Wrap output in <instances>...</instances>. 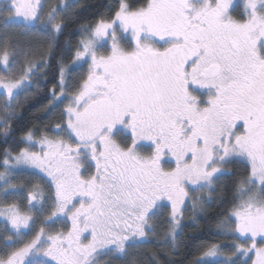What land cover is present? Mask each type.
<instances>
[{
    "label": "snow or ice",
    "instance_id": "snow-or-ice-1",
    "mask_svg": "<svg viewBox=\"0 0 264 264\" xmlns=\"http://www.w3.org/2000/svg\"><path fill=\"white\" fill-rule=\"evenodd\" d=\"M74 6L52 8L44 21L41 0H0V17L4 28L22 24L58 36L66 27L58 22L60 13ZM80 31L86 36L73 65L88 63V74L65 111L64 127L51 129L67 133L75 147L47 135L34 141L29 130L21 139L29 147L15 154L5 149L0 159L5 196L24 191L8 175L39 169L50 178L54 208L44 223L70 214L71 228L51 234L42 227L23 247L7 251L35 220L17 204L0 209L16 237L4 240L0 264H100L109 254L123 259L126 246L147 239L146 228L155 231L149 221L167 206L164 201L170 202L175 239L188 189L216 191L214 182L233 176L228 166L237 163L249 175L235 187L231 231L220 234L242 241L231 245L239 257L252 253L251 264H264V0H147L139 7L119 0L110 19ZM15 52L5 35V73L18 64ZM34 67L18 79L0 78L5 107L31 87ZM58 74L63 95V62ZM125 131L127 139L118 140ZM144 142L154 149L149 155L140 152ZM38 145L40 151L30 150ZM166 156L174 158L170 170ZM41 198L38 188L28 192L29 208L43 213ZM219 255L213 244L196 264H248L209 259Z\"/></svg>",
    "mask_w": 264,
    "mask_h": 264
},
{
    "label": "trees",
    "instance_id": "trees-1",
    "mask_svg": "<svg viewBox=\"0 0 264 264\" xmlns=\"http://www.w3.org/2000/svg\"><path fill=\"white\" fill-rule=\"evenodd\" d=\"M119 0H79V3L72 8L70 16L64 20L63 31L51 39L45 36V31L40 28V34L31 40L39 43L41 49L45 50L48 56L44 67L38 68L35 73L33 85L25 92L29 95L24 98L17 113L10 119L6 126L8 133L0 132V159L3 158L5 149L16 153L19 149L25 148L26 143L21 139L29 130L43 133L51 131L56 125L63 123L64 109L61 104L64 100H58L61 94L59 65L63 62L67 71L65 75L66 86L63 94L71 90H77V85L82 83L86 75L84 67L86 63L78 66L73 65L74 55L78 49L79 42L85 38L86 33L80 31L82 26L94 25L99 19H110L113 9L118 5ZM129 5L139 7L147 0H126ZM20 28L19 24H15ZM19 33L15 37L20 38ZM6 35V30L0 23V36ZM7 36V35H6ZM55 92L56 99L53 98ZM69 96L64 99L68 100ZM59 101V102H57ZM234 173L233 176L222 177L217 184L216 195L208 202L200 212L189 214V218L182 226L176 245L171 243H157L147 241L145 246L129 250L126 262L130 264H196L198 257L211 245H220V251L227 254L234 253L231 245L235 238L221 235L220 222L228 219V213L233 207L232 198L235 195L236 184L247 179L249 168L243 163L228 166ZM3 166H0V172ZM219 262V261H217Z\"/></svg>",
    "mask_w": 264,
    "mask_h": 264
},
{
    "label": "rangeland",
    "instance_id": "rangeland-1",
    "mask_svg": "<svg viewBox=\"0 0 264 264\" xmlns=\"http://www.w3.org/2000/svg\"><path fill=\"white\" fill-rule=\"evenodd\" d=\"M41 3L44 4V11H43V20H47V14L49 11H51L52 8H59L61 5H71L75 4L77 5L79 3V0H41ZM75 7V6H74ZM74 7H68L66 12H61L58 17V22L63 21L70 16L71 10ZM0 23L3 26V18L0 17ZM20 28H17L15 25H11L7 28H4L6 30L7 39L9 42V47L11 49H16V56L18 64L16 67L12 69L11 72L5 73L3 71V68H0V78H3L5 80L7 79H18L20 76H22L25 72V69L29 66H35L34 72H38V68L41 64L45 66L47 63L48 56L45 54L43 49H41L39 43L36 44L34 42H30L32 38L34 40L36 37L40 34V28L38 29H30L25 28L22 24H19ZM19 33L20 38H16L15 34ZM18 34V35H19ZM45 36L48 39H51L53 37V34H50V32L45 31ZM4 39V36H0V43H2V40ZM125 47H128L127 44H125ZM102 54L107 53V48L101 49ZM11 60V57H10ZM83 62H79L75 66H78L82 64ZM43 66V67H44ZM85 70L86 75L88 74L89 70V64H85ZM67 72V70H66ZM66 75V74H65ZM35 75H29V79L31 81V86L33 85ZM77 90H71L68 88V91L64 93L63 95L60 94L58 97V100H64V102L61 104V107L66 111L67 107L72 103V98L74 97ZM204 90H201L203 92ZM200 93H198L199 95ZM29 95V92H24L19 98H17L15 101L12 102L13 107L7 108L6 105V98L3 94H0V132L5 135L7 132L6 126L9 123L10 119L17 113L19 106L23 103V100L25 97ZM69 96V99H64L65 96ZM203 99H207L206 96H202ZM59 102V101H57ZM64 111V114H65ZM10 117V118H9ZM6 122V123H5ZM242 124V122H240ZM66 124V117L64 115L63 123H60L61 128L64 127ZM57 126V125H56ZM237 131L242 132L243 128L238 124ZM33 132V139L34 141H39L41 135H47L50 139H64L66 142L72 143L73 147H75V143L68 137L67 133H59L53 131H43V133H39L38 131H32ZM129 133L125 131V134L123 136L117 137L118 140H126ZM145 147L140 149V152L142 155H149L154 149L150 146L149 142H144ZM26 147H29L27 144ZM32 151H40L39 145L36 148H31ZM15 154V153H13ZM165 160L172 161L171 163L164 164L165 170H170L171 168L175 167L174 158L166 156L164 158ZM94 171V169H92ZM2 172H5V169L3 167ZM46 177V174L42 173L39 169H27L23 172H17L13 173L11 175H8V180L11 181V185H15L16 187H22L24 189L23 193L20 195H9L5 196L2 191H0V209L6 208L8 205L11 204H17L19 205L22 213H27L33 217L35 220V225L31 226V230L27 231V233L20 239L18 243L14 245L13 248L7 249V251L15 250L16 248L23 247L24 243L29 242L32 240L36 234V232L39 231L40 228H44L46 233L55 234L58 232H67L71 228V219L70 214L64 215L60 214L58 217L54 218V222L50 223H44V221L49 217L54 210L53 204H52V188L50 187L48 183V179L50 178H43ZM86 178V177H85ZM0 184H3V181H0ZM217 182H214L213 187L215 189L217 188ZM39 189L40 193L42 194L41 203L44 206L43 213L35 210L30 209L28 204V192L33 191L34 189ZM189 196L185 199V202L183 205H181V215L179 217L180 223L175 229V239L171 236V230H172V224L169 223L170 216H171V206L169 201H164L166 207H163L160 209V212L152 217V219L149 221V224L155 229V231L149 232L146 228L147 232V239L142 240V242H139L136 245V248H140L145 246L147 244V241H154L157 243H171L175 244L177 242L178 236L180 232L182 231V226L186 222V220L189 218L190 212H200L205 207L206 202L210 201L217 192L211 191L210 189H203L202 191L193 192L191 189H188ZM32 203H36V201H32ZM79 205H77L78 207ZM31 225V221H30ZM219 229L223 232H229L231 231L232 225L231 222L226 219L219 224ZM87 235V234H85ZM12 237L13 240H16V237L13 236V230H11V224L5 223L4 217L0 216V255H3L4 252V240L7 237ZM90 238V237H89ZM85 242H87L85 240ZM233 243H242V241H232ZM257 245L259 244V238H257ZM220 248V245H217ZM247 246V245H245ZM134 248H127L126 251L129 254V250ZM207 250V249H206ZM205 250V251H206ZM234 250V249H232ZM119 254H109L107 256L100 258V264H130L129 262H126V259L129 257L128 255L124 257L123 259L117 258ZM232 258V259H240V260H247L248 264H251V261L255 259L254 254L249 253L248 257H239V254L235 252L227 254L226 252L220 251V255L218 257L209 258L213 262L222 261L226 258ZM203 258V253L198 257L199 259Z\"/></svg>",
    "mask_w": 264,
    "mask_h": 264
}]
</instances>
